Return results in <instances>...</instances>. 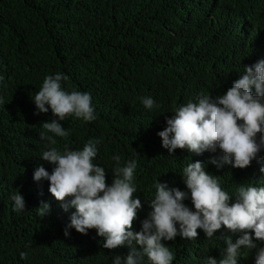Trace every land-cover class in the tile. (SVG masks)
<instances>
[{"label": "trees", "instance_id": "16d2710c", "mask_svg": "<svg viewBox=\"0 0 264 264\" xmlns=\"http://www.w3.org/2000/svg\"><path fill=\"white\" fill-rule=\"evenodd\" d=\"M261 59L264 0H0V264H112L128 253L127 247L104 248L95 229L81 234L69 228L66 237L75 209L64 211L61 204L72 198L58 202L47 180L32 179L37 167L49 173L54 167L40 158L47 147L39 134L42 123L56 117L50 109L34 114L33 99L46 75L62 73L65 91L90 94L96 115L92 122L73 116L60 121L69 136L56 137V147L82 150L99 141L93 163L105 169L109 185L113 156L121 166L136 161L134 198L142 207L132 230L139 231L155 182L187 191L182 171L188 163L201 161L206 172L219 176L230 204L239 186L264 187V160L244 169L217 168L210 161L223 156L218 147L170 154L157 135L174 108L200 95H223L245 66ZM141 97H151L155 106L146 109ZM17 192L25 201L22 211H14L10 199ZM42 203L50 206L43 217L37 210ZM183 203L193 209L190 194ZM197 232L195 239L165 242L174 254L171 264H205L208 256L219 261L225 239L235 243L243 235L223 226L212 238ZM240 252L237 264H255L256 249ZM143 264H150L147 257Z\"/></svg>", "mask_w": 264, "mask_h": 264}, {"label": "clouds", "instance_id": "9594fccd", "mask_svg": "<svg viewBox=\"0 0 264 264\" xmlns=\"http://www.w3.org/2000/svg\"><path fill=\"white\" fill-rule=\"evenodd\" d=\"M67 79L62 73L46 75L34 96L37 109L34 114L47 113L50 109L56 119L43 122L45 131L39 134L47 147L40 158L54 167L51 173L42 166L37 167L32 177L36 182L47 180L48 191L56 201L72 198L61 204L64 211L69 207L75 209L64 229L66 237L69 228L81 234L95 229L97 235L104 238V248H128L127 255L115 256L112 264H143L145 257L150 264H171L174 254L165 242L177 236L195 239L197 229L203 230L206 238H212L223 226L233 232H243V235L235 243L226 238L227 247L219 261L208 256L205 264H237L241 249H256L255 264H264V247H257L253 242V239L264 242V187L241 185L236 189L235 202L230 204L232 195L221 188L219 176L205 171L201 161L188 163L183 168L187 191L169 189L166 183L155 182L151 211L141 221L140 230L133 231V221L142 207L140 198H134L136 161L130 160L121 166V158L113 156L115 166L109 185L105 169L93 163L99 141H88L82 150H70L65 145L61 151L56 147V137L69 136L60 121L69 116L85 122L96 119L90 94L65 91L61 81ZM140 99L146 109L155 106L151 97ZM172 113L174 115L166 119V127L157 133L161 146L170 154L176 149L201 154L219 148L223 153L220 161H210L217 168L230 164L233 168L244 169L253 160H264L259 156L264 149V59L245 66L244 75L223 95L215 99L209 94L200 95L196 102L182 104ZM259 171L264 173V166ZM189 194L194 210L183 203ZM10 199L14 201V211L25 209L24 198L18 192ZM37 210L43 217L50 206L42 203ZM25 255L20 253L22 259Z\"/></svg>", "mask_w": 264, "mask_h": 264}]
</instances>
